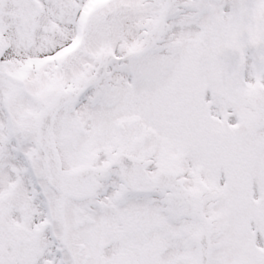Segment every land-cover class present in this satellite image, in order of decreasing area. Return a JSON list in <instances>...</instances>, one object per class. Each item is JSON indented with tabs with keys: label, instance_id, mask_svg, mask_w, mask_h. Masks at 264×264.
Masks as SVG:
<instances>
[{
	"label": "snow or ice",
	"instance_id": "1",
	"mask_svg": "<svg viewBox=\"0 0 264 264\" xmlns=\"http://www.w3.org/2000/svg\"><path fill=\"white\" fill-rule=\"evenodd\" d=\"M0 264H264V0H0Z\"/></svg>",
	"mask_w": 264,
	"mask_h": 264
}]
</instances>
